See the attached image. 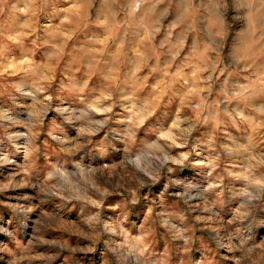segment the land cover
Listing matches in <instances>:
<instances>
[{"label": "clouds", "instance_id": "obj_1", "mask_svg": "<svg viewBox=\"0 0 264 264\" xmlns=\"http://www.w3.org/2000/svg\"><path fill=\"white\" fill-rule=\"evenodd\" d=\"M0 264H264V0H0Z\"/></svg>", "mask_w": 264, "mask_h": 264}, {"label": "rangeland", "instance_id": "obj_2", "mask_svg": "<svg viewBox=\"0 0 264 264\" xmlns=\"http://www.w3.org/2000/svg\"><path fill=\"white\" fill-rule=\"evenodd\" d=\"M149 162H151V161H149Z\"/></svg>", "mask_w": 264, "mask_h": 264}]
</instances>
